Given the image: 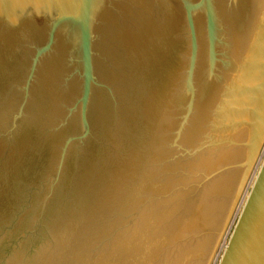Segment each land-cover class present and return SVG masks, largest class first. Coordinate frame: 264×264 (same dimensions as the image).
<instances>
[{
  "label": "water",
  "instance_id": "95a60500",
  "mask_svg": "<svg viewBox=\"0 0 264 264\" xmlns=\"http://www.w3.org/2000/svg\"><path fill=\"white\" fill-rule=\"evenodd\" d=\"M0 264H264V0H0Z\"/></svg>",
  "mask_w": 264,
  "mask_h": 264
}]
</instances>
